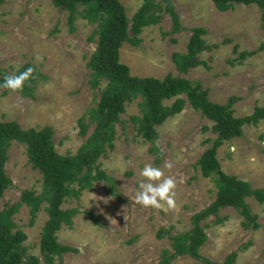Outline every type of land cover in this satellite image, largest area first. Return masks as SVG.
Here are the masks:
<instances>
[{
  "label": "rangeland",
  "instance_id": "374dc122",
  "mask_svg": "<svg viewBox=\"0 0 264 264\" xmlns=\"http://www.w3.org/2000/svg\"><path fill=\"white\" fill-rule=\"evenodd\" d=\"M121 1L129 18L143 4V0ZM173 1L184 30L171 32L173 20L164 14L159 23L144 29L139 47L129 43L122 46L121 62L130 67L134 76L164 79L171 73L200 80L209 90L211 101L224 105L235 99L236 117L248 116L256 106H264V50H260L264 28L260 8L256 4H236L228 11H220L212 0ZM68 16L51 0H0V78L2 70L10 74L27 63L40 72L34 97L1 89L0 120L16 121L24 129L52 126L57 150L75 154L95 129V124L91 125L87 136H82L79 119L98 104L106 82L98 89L90 85L88 62L97 46L91 40L96 26L79 18L73 33ZM196 27L208 30L204 38L212 46L197 55L204 64L181 73L173 54L187 51L191 30ZM242 51L257 53L232 64ZM175 99L165 104L171 105ZM141 100L126 104L114 145L99 158L100 166L114 181V192L109 183L96 182L94 190H86L79 200L72 198L63 204L64 209L77 207L80 213L73 228L64 225L57 232L58 241L79 251L66 253L53 264H162L163 250H172L169 235L192 229L193 215L216 198L213 179L204 177L194 166L208 147L205 139L215 137L211 129L214 123L187 103L182 112L157 127L160 137L155 143L159 153H154V144L144 140L131 121L132 116L142 114ZM8 156L6 169L13 185L0 200L1 208L19 201L25 189H42L41 174L28 162L26 145L13 141ZM218 158L226 173L251 182L254 188H264V120L255 126L245 125L241 137L226 140L219 147ZM168 161L172 169L164 168ZM146 163L161 167L165 176H174L178 181L183 178L175 188V207H143L130 200L143 179L140 172ZM247 201L259 216L261 227L245 229L239 211L224 208L220 211L222 223L216 221V216L206 222L209 238L201 249L202 255L222 263L228 254L237 251L235 264H264V204L253 197ZM87 212L94 213L100 224ZM14 218L28 236V251L46 264L40 251L41 231L49 218L46 211L39 212L33 226L29 224L31 216L26 205ZM162 228L166 234L159 238ZM172 264L202 262L180 256Z\"/></svg>",
  "mask_w": 264,
  "mask_h": 264
},
{
  "label": "trees",
  "instance_id": "16d2710c",
  "mask_svg": "<svg viewBox=\"0 0 264 264\" xmlns=\"http://www.w3.org/2000/svg\"><path fill=\"white\" fill-rule=\"evenodd\" d=\"M55 7L68 12L70 31L75 32V22L79 18L87 20L96 26L91 40L96 43V50L91 55L88 67L91 70L90 85L93 89L101 88L98 104L91 107L86 115L79 119L80 134L87 136L91 125L95 124L94 132L86 139L78 152L62 154L55 144V130L52 126L42 129H24L16 121L0 120V200L13 185V180L7 172L8 150L13 141L26 145L28 162L41 174L42 189L23 190L20 200L0 206V264H41L42 259L28 251L25 241L28 236L15 221V214L26 205L30 213V225H34L39 212L44 209L49 216L41 231L40 251L46 264H53L55 259H61L66 253H78V249L58 241L57 232L64 225L73 228L74 219L80 213L77 207L63 208L70 199L79 200L84 191H92L96 182H107L114 192V181L108 172L100 166L99 158L106 153V148H112L116 138V127L122 123L121 115L126 112V104L141 98L139 107L141 115L131 117L137 133L144 140L154 144L152 152L159 153L156 141L160 137L158 128L168 118L182 112L187 103L200 111L202 117L211 120L215 137L205 139L208 144L198 161L194 164L204 177L212 178L217 188L216 198L203 210L196 212L192 219L193 228L178 234H170L172 250L166 248L162 252V264H172L180 256H191L202 264H235L237 251L227 255L222 263L202 255L201 249L208 241L207 220L216 216V221L222 223L224 217L220 211L233 207L243 217L242 226L245 229L257 230L261 227L259 216L247 198L253 197L264 204V188H254L252 183L226 173L218 158V150L227 140L243 135L245 125H258L264 120V106H256L248 116H235V99L224 105L211 101L209 90L200 80H190L181 76L168 74L160 79L154 76L140 77L131 73L130 67L121 62V48L125 43L139 47L141 34L146 27L161 21L164 14L171 16L173 29L171 32L184 30L173 0H143L142 6L128 16L127 8L121 0H51ZM220 11H228L236 4H256L261 12L264 28V0H212ZM130 21L132 22L130 26ZM185 53H174L173 60L180 72H188L205 62L197 55L210 49L204 38L206 28L196 27ZM132 33V34H131ZM260 50H264L262 43ZM236 52V49L235 51ZM257 53L242 51L231 63L235 64ZM33 69L25 80L20 91L26 97H34V91L40 72L31 63H27L16 73ZM6 71L2 70L0 82ZM2 88H0L1 91ZM8 92L6 90L4 93ZM171 105L166 100L175 98ZM205 130H209L205 126ZM162 157V154L160 155ZM159 157V159H160ZM93 217L100 224L97 216ZM162 228L158 237L164 236ZM172 230V229H170ZM168 230V231H170ZM243 247L247 248L248 244Z\"/></svg>",
  "mask_w": 264,
  "mask_h": 264
},
{
  "label": "clouds",
  "instance_id": "9594fccd",
  "mask_svg": "<svg viewBox=\"0 0 264 264\" xmlns=\"http://www.w3.org/2000/svg\"><path fill=\"white\" fill-rule=\"evenodd\" d=\"M41 59V57H37V60ZM32 71L33 69L29 68L24 72H13L5 75L0 82V88L11 91L21 90ZM164 168L172 169V162H166ZM140 175L143 179L138 182L135 193L129 196L130 200L143 207L161 208L164 204L168 208L175 207V188L178 183L183 182V178L178 181L174 176H165L161 167L153 166L151 163L144 165Z\"/></svg>",
  "mask_w": 264,
  "mask_h": 264
}]
</instances>
